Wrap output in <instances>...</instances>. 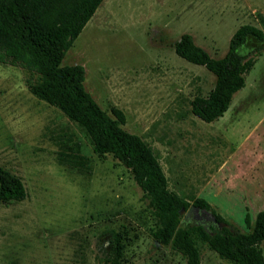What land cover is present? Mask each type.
Listing matches in <instances>:
<instances>
[{"label": "rangeland", "instance_id": "1", "mask_svg": "<svg viewBox=\"0 0 264 264\" xmlns=\"http://www.w3.org/2000/svg\"><path fill=\"white\" fill-rule=\"evenodd\" d=\"M245 24L264 33V0H103L62 66L81 65L100 108L124 113L122 128L150 146L171 191L191 206L205 200L249 233L264 210V46L245 87L213 123L194 116L191 102L208 95L215 77L174 52L189 34L221 58ZM27 79L21 67L0 64V166L27 194L0 201V264H104L110 232L123 244L125 264H186L156 241L158 225L129 170L98 156L75 123L29 92ZM65 142H75L86 166L66 161ZM187 211L182 225L222 227L209 211ZM196 243L201 264H230ZM260 247L264 257V241Z\"/></svg>", "mask_w": 264, "mask_h": 264}, {"label": "trees", "instance_id": "2", "mask_svg": "<svg viewBox=\"0 0 264 264\" xmlns=\"http://www.w3.org/2000/svg\"><path fill=\"white\" fill-rule=\"evenodd\" d=\"M103 0H0V64L21 67L29 74L26 86L37 99L60 110L84 133L98 156L111 155L129 170L134 182L148 200L158 225V243L180 254L186 264H201L197 241L230 264H264V210L255 218L249 233L227 223L203 199L192 206L209 211L220 229L196 224H181L182 213L190 203L171 191L168 180L150 146L139 136L122 128L124 113L112 108L108 115L84 87L81 65L62 66L66 52L92 18ZM254 46L247 49V46ZM263 31L250 24L240 26L229 40L226 54L213 58L197 46L189 34H182L174 52L183 60L204 67L215 77L207 96L195 97L191 112L205 123L220 119L229 109L234 95L246 84V76L261 56ZM66 161L86 166V157L65 142ZM63 154V152H62ZM20 178L0 166V201L3 204L26 198ZM249 224L248 217L246 218ZM104 264H125L123 244L110 232L104 249Z\"/></svg>", "mask_w": 264, "mask_h": 264}, {"label": "water", "instance_id": "3", "mask_svg": "<svg viewBox=\"0 0 264 264\" xmlns=\"http://www.w3.org/2000/svg\"><path fill=\"white\" fill-rule=\"evenodd\" d=\"M194 209H197V208L194 207V206H191V207L188 209V211H187V213H186V216L188 217V216L190 215V213H191ZM208 214H209V213H208ZM209 216H210V218L212 219V221L215 222V219L212 217L211 213L209 214ZM204 227L206 228V226H204Z\"/></svg>", "mask_w": 264, "mask_h": 264}]
</instances>
